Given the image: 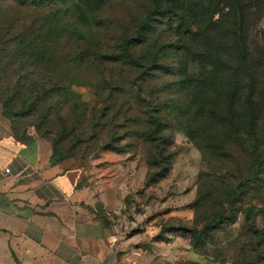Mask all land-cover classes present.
Segmentation results:
<instances>
[{
    "label": "rangeland",
    "instance_id": "374dc122",
    "mask_svg": "<svg viewBox=\"0 0 264 264\" xmlns=\"http://www.w3.org/2000/svg\"><path fill=\"white\" fill-rule=\"evenodd\" d=\"M55 1L35 8L0 0V115L10 122L12 135L23 142L39 140L56 160L91 167L93 173L111 175L109 170L125 168L120 174L128 172L135 180L129 200L133 228L128 230L140 233L150 219L160 222L153 237L183 241L184 255L190 250L188 256L196 260L185 257V264H248V258L241 261L240 250L254 255L248 253V242L261 237L252 236L249 226L256 223L264 230V0H96L86 11L90 17L71 0ZM170 3L180 8L172 20L163 11ZM57 9L62 19L51 20ZM241 13L246 20L244 66L236 48ZM143 25L151 36L133 50L158 54L156 66H177L180 60L202 72L201 78L216 87L211 111L228 116L225 120L199 115L195 106L188 110L197 94L178 91L177 76L154 70L143 80L135 70L121 68L132 65L109 60L126 41L142 40ZM26 28L45 40L51 56L41 61L31 56L21 66ZM89 58L95 59L91 65ZM123 82V90L111 92ZM140 85L143 104L133 94ZM249 99L260 116L256 137L246 130ZM152 113L163 115L161 136L173 144L165 159L159 156L149 166V151L157 150L140 131ZM126 132L129 137H122ZM107 144L124 145L127 151L107 149ZM169 160V175L149 182ZM232 191L234 197L228 195ZM251 206L257 210L250 215ZM216 212L219 225L198 237L193 230L202 231ZM159 213L157 220L153 215Z\"/></svg>",
    "mask_w": 264,
    "mask_h": 264
},
{
    "label": "crops",
    "instance_id": "0c3cea01",
    "mask_svg": "<svg viewBox=\"0 0 264 264\" xmlns=\"http://www.w3.org/2000/svg\"><path fill=\"white\" fill-rule=\"evenodd\" d=\"M124 169L106 175L56 160L41 141L16 139L0 115V264L196 261L190 250L184 255L183 241L153 237L156 220L143 232L129 231L135 180L120 174ZM153 217L158 220L160 213Z\"/></svg>",
    "mask_w": 264,
    "mask_h": 264
},
{
    "label": "trees",
    "instance_id": "16d2710c",
    "mask_svg": "<svg viewBox=\"0 0 264 264\" xmlns=\"http://www.w3.org/2000/svg\"><path fill=\"white\" fill-rule=\"evenodd\" d=\"M18 3H20V5L22 6H33L35 8L37 7H49L51 5L57 4L55 0H17ZM158 1V0H155ZM170 1V0H169ZM64 3H67L68 0H63ZM71 3L76 6L78 8L79 11H81L85 17H90L88 15V13L86 12L88 9L93 8V3H96V0H87L86 2H84V0H71ZM179 6H175L172 5L171 3L169 4V6L164 8V12L166 15V18H168L169 20H172L175 16H177L178 12H179ZM60 11H58V9L56 11L53 12L52 14V19H55L56 17H59L60 19H62V16H59ZM51 15V14H50ZM88 15V16H87ZM238 37H237V42L238 45L236 46V48L238 50H240V53L243 55L241 56V61L242 63H240L239 66H244V56L247 53V49L245 47V27H246V20L244 18V15L238 14ZM148 22H150V19L148 20ZM216 23V22H215ZM149 24V23H148ZM146 25H143L140 27L139 29V38L138 41L140 39H142L141 41L137 42V40H135V42L131 43L130 40L126 41L125 43H123L120 47L121 52L118 54H114L112 55L109 60L113 61V63H120V64H130L132 66H121L122 67H127L130 68L132 70H135L137 73V77H139L140 79L143 80H147L149 79L154 73L153 71L156 70L157 72H161L164 73L166 75L171 74L172 76H177V78H175L176 83H179V89L178 91L181 90V88H186L190 95H196V98L194 99V101H190V104L188 105V110L190 108H194V106L196 107V112L199 115H202L204 117H209L211 119H219V120H225L226 115L223 114H214V111H211L212 106H211V100H212V94L215 93V89L216 87H213L212 81L210 80H206L202 79V72H198L195 73L193 71V66H186V63L184 62H180L177 66H156L158 65V54H151L150 52L146 51L144 53L146 54H142V55H138L136 51H134L132 47L138 45V43L146 41L151 34H149L148 32H144L145 30L143 29V27ZM152 40V39H151ZM151 40H148L149 42ZM133 41V40H132ZM20 43L22 45H20L19 48H21L22 54H21V66H26L25 63H28V59L32 56L33 61L35 60H39L41 61L43 56H47L50 55L51 53H49V51L47 50V45L45 40H43V38H41V36L38 35V33L36 32V30L34 29H25L22 32V36L20 39ZM133 44V46L131 45ZM78 56V55H77ZM83 56L81 53L79 54V57ZM83 62V60H81ZM95 62L94 60H91V58H89V60H87V63L89 65L93 64ZM120 67V66H119ZM208 74H210V72H208ZM179 77V78H178ZM70 79L74 80V76H70ZM122 79V77H121ZM126 82L123 83H118L115 84L116 86L112 87V91L114 92L115 89H120L123 90V88L125 87ZM44 90V91H43ZM40 93H42L44 95V93L48 94V90L45 89H41L39 90ZM133 94L135 95V97H137L139 100H142V103L145 102L146 98L143 97L142 95H144V88L142 85H140L139 88L136 87V90L133 91ZM193 99V98H192ZM119 109H122L123 104L119 105ZM131 108V106H130ZM106 109V108H104ZM154 110H161L160 107H155ZM148 111V108L147 110ZM145 111V112H146ZM246 130L248 129L250 134H253L255 137L258 136V129H260L259 126V121H260V116L257 113L256 110V105L255 102L252 99L248 100V107H247V112H246ZM148 116V120L145 121V127L142 131H140V137H142L144 142L147 143H152L155 145L157 152L156 153H152L149 151V160H148V165L149 166H153L157 164V161L155 158L161 156L163 157V159H165L164 153H166V149L168 148V146L173 144V141L165 136H161V133L163 132L164 129H166L163 125V118H162V114H150L147 115ZM146 116V117H147ZM128 117H130V115H128ZM230 121H232V128L233 130L237 131L238 130V126L235 124V122L232 120V118H229ZM122 137H129V134L126 132L125 134H123ZM124 139V138H121ZM120 140V139H119ZM119 143V142H118ZM107 149H116L118 152H125L126 150V146H119L116 144H107L105 146ZM168 159L170 158V156L167 157ZM166 158V159H167ZM172 169V164L170 162V160L167 162V165L162 167V169L159 172H156L154 175L151 174V178L149 175V182H156L159 180L164 179L165 177H167L170 173ZM230 197H234L236 195L235 191H232L228 194ZM230 203H232V201H230ZM219 204H221V202H219ZM252 208H250L248 210V213L253 214L255 212V207L251 206ZM219 213L216 212L213 216V219L210 223L207 224V226H205L203 228L202 231H198L196 229L193 230V232L195 234L198 235V237H202L203 234L206 235L207 231L209 229L212 228H216L219 224L217 222V218L220 217V215H218ZM250 215L247 214L246 219L250 220ZM222 217V216H221ZM219 221V220H218ZM217 222V223H216ZM249 232L252 233V236H261L259 238L258 241H254V242H248V245H250V249L248 251V253H253L254 255H251L250 257L247 254L246 248L242 247L240 252L242 253V258L241 261H244L246 258H248V264H264V249L262 248L264 246V230H260L258 228V226L256 225V223L252 224L251 226H249ZM196 264H203L202 262H195ZM212 264V263H211ZM235 264H239L235 263Z\"/></svg>",
    "mask_w": 264,
    "mask_h": 264
},
{
    "label": "built area",
    "instance_id": "2783aa9c",
    "mask_svg": "<svg viewBox=\"0 0 264 264\" xmlns=\"http://www.w3.org/2000/svg\"><path fill=\"white\" fill-rule=\"evenodd\" d=\"M118 241V238L115 236L112 238V242H117Z\"/></svg>",
    "mask_w": 264,
    "mask_h": 264
}]
</instances>
